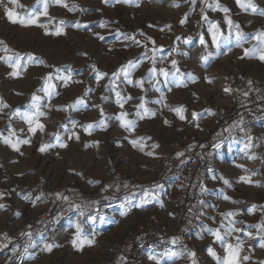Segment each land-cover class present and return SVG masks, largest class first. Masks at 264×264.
I'll return each instance as SVG.
<instances>
[{"label":"rangeland","instance_id":"1","mask_svg":"<svg viewBox=\"0 0 264 264\" xmlns=\"http://www.w3.org/2000/svg\"><path fill=\"white\" fill-rule=\"evenodd\" d=\"M45 3L47 15L29 26L12 23L6 14L9 9L27 18L42 13ZM251 3L255 13L236 0H17L16 5L0 0V245L7 244L0 249V264H120L117 240L156 225L182 230L175 180L158 184L162 153L175 159L213 137L217 120L234 111L240 95L264 87L259 52L245 56V49L261 47L254 37L264 32V0ZM225 17L239 29H229ZM208 21L220 27L218 44ZM57 29L63 31L54 34ZM237 31L246 37L239 46ZM16 54L23 59L13 76L9 64ZM161 68L170 73L167 78ZM97 72L105 76L98 80ZM68 75L71 79H63ZM48 77L51 95L42 90ZM78 99L83 104L72 107ZM121 113L133 128L123 126ZM29 114L35 132L29 131ZM89 124L93 127L85 131ZM23 140L29 143H17ZM219 144L217 165L199 191L204 216L169 250L179 256L151 255L149 264H192L185 249L195 253L196 264H216L208 248L221 257L224 252L208 229L223 233L229 221L243 229L233 233L243 245L241 257H249L242 264H264L259 239L264 232L255 227H264V148L258 151L241 139ZM46 145L52 146L41 152ZM122 181L135 187L119 195ZM100 189L114 192L102 200V210L62 211L58 200L93 198ZM53 205L58 209L50 218ZM77 224L82 238L94 239L91 246L73 244ZM45 244L54 246L48 251Z\"/></svg>","mask_w":264,"mask_h":264},{"label":"built area","instance_id":"2","mask_svg":"<svg viewBox=\"0 0 264 264\" xmlns=\"http://www.w3.org/2000/svg\"><path fill=\"white\" fill-rule=\"evenodd\" d=\"M245 93L248 95L242 94L237 98L233 112L224 113L217 120V127L223 130L224 138L216 139L215 134L217 136L219 131L217 130L213 133V137L192 145L186 153L175 159L172 158L173 155L170 152L162 153L164 164L158 184L164 185L167 181L175 180L179 194L178 211L181 215L179 226L182 230L168 232L159 229L156 225L117 240L115 249L120 257V264H149L151 255L168 252L175 246L171 243L173 239L180 241L187 239L190 230L204 216L199 191L206 177L217 165L219 150L215 147L216 144L227 139H241L253 143L258 151L264 148V87H249ZM120 184L121 194L119 195L129 193L135 187V184L129 186L124 181ZM99 193L93 198L58 201L62 204V211L72 210L81 215V211L86 214L92 210L96 211L94 209L102 210L104 207L102 200L114 194L113 191L111 194L103 189H100ZM75 205H80V208L77 209ZM55 227L56 225L53 224L52 229Z\"/></svg>","mask_w":264,"mask_h":264},{"label":"snow or ice","instance_id":"3","mask_svg":"<svg viewBox=\"0 0 264 264\" xmlns=\"http://www.w3.org/2000/svg\"><path fill=\"white\" fill-rule=\"evenodd\" d=\"M41 2V0H37V3L39 4ZM61 0H56V3H60ZM105 3H107V0H104ZM124 2H128V0H124ZM193 3H195V0H192ZM237 4L247 10V9H251L253 13H255L257 11L256 9V6L254 4L251 3V0H248L247 3L244 2V0H236ZM8 3L9 4H12V5H16L17 4V0H8ZM66 7V5H64ZM216 7L218 8L219 5H216ZM223 11L225 13L228 12V9H223ZM6 14L8 16V19L12 22V23H20L21 25L23 26H29V25H32V24H35L36 21L39 19V16L40 15H47V4L45 3L44 4V11L42 13H32L30 15L27 16V18L25 17H17L16 13L13 11V10H9V9H6ZM261 15H264V12H260ZM203 19L207 20V17H203ZM226 19V22L229 26V29H232V28H236V29H239V25L238 24H233V22L228 19L227 17H225ZM185 21L182 20L181 21V24H183ZM61 24H64V21H61L60 22ZM208 32L211 34L212 36V42L213 43H216L218 44V37L221 35V31H220V27L217 23H214L212 21H208ZM39 27H44V25L40 24V25H37ZM101 27H103V25H101ZM63 30L62 29H57V31L54 33V34H57L59 35ZM46 34H49L46 32ZM255 39H257L261 45V47L259 49L257 48H252V49H245V56H248L249 54L255 56L257 52H259V56L257 57L258 59H260L261 61H264V32H260L258 33L255 37ZM100 39H103V37H100ZM134 39V37L132 38ZM191 39V38H189ZM246 39V37L244 36V33L241 32V31H237L236 33V43H237V46H239L241 44V42ZM137 43H139V41H136ZM154 43V42H153ZM200 43L201 44H205V40H204V37L201 36L200 37ZM9 60H11L12 58L9 57L8 58ZM23 59V57H21L19 54H16V59H15V63H10L9 66L13 68V72L11 73V75L13 76H16L18 73L15 71L16 69L20 68L21 65H20V60ZM33 59L30 55H29V60ZM155 57H153V63L155 64ZM129 66H133L131 64V62H129ZM172 67L174 69H176V61L175 60H172ZM95 70V69H94ZM122 71L124 69H121ZM178 71V69H176ZM59 71V70H57ZM152 73H156L157 72V69L155 67H153L151 70H150ZM159 73L161 75H163L165 78H167L170 73L161 68L159 69ZM115 75V74H114ZM105 76L104 73H100V72H97V79H102L103 77ZM191 78V77H190ZM51 79V77H48L46 78L45 80V85L46 87L44 89H42L43 91H45L46 93H48L49 95H51V87L52 85H50L48 83V81ZM63 79L65 80H68V79H71V76L68 75V76H65ZM249 84H251V81H249ZM225 91H230V89H225ZM119 93H117V96L119 97ZM245 96H247L248 94L247 93H244ZM38 98L36 96H33V100H37ZM83 100L82 99H78L74 105H72V107H75L76 104H83ZM118 103H119V100H118ZM6 107V105H4ZM121 107H123V103L120 104ZM31 107L33 108H36V105L33 104L31 105ZM142 107V105H141ZM176 111L178 113L182 112L183 109L182 108H178L176 109ZM39 115H42V113H39L37 111L36 113V116H39ZM101 115L103 116V112L101 111ZM137 115H140L139 113H137ZM126 116L125 113H121V116L120 118L123 120V126L125 127H129V128H133L135 125H134V122L133 121H128L126 119H124V117ZM26 120L28 121L30 127H29V131L31 132H35L36 131V128H33L31 127L32 123L34 122V117L32 115H26ZM181 119H184L183 116L180 117ZM104 121L101 120L99 122L100 125H103ZM167 123V122H166ZM242 123V121H241ZM36 127H38L41 131H43V125L42 124H39L37 123L36 124ZM93 127V125L89 124L87 125V127L85 128V131H88V129H91ZM243 130V129H242ZM59 139V138H57ZM78 139V137H77ZM5 143H10V140H5L4 141ZM17 143H23V144H27L29 143L28 140H23V141H18ZM133 144H135L136 142L133 141L132 142ZM15 150H19V148L17 147V144H12L11 145ZM52 145H46V146H42L40 148V151L43 152L45 151L46 147H51ZM61 147H66V145L64 144H61L60 145ZM158 147V145H157ZM216 148H220L221 145L220 144H216L215 145ZM245 147H248V145H245ZM183 153H178V156H182ZM241 180L244 181V182H249L247 181V179L245 177H241ZM225 184L228 183L227 180L224 181ZM225 200L229 199V197L225 196L224 197ZM4 205L0 204V208H3ZM75 207L77 209L80 208V205H75ZM81 215H83V211H81ZM228 216H234L236 215V213H228L227 214ZM95 219V218H93ZM100 222L103 223L104 222V217L101 215L100 216ZM228 225L227 227L223 226L224 227V231L223 233L221 232L220 229H208L209 233L211 234V236H213L215 238V242H219L220 246L223 248V252H224V255L221 257V256H218L217 253L211 248L209 247L208 248V253L210 256H212L215 260H216V264H242V260L243 261H247L249 259L248 256H243L241 257V252L243 251V245L239 242V236H233V233H238V232H242L243 229H240V228H236L234 226V222L233 221H229L228 222ZM255 227L259 230H261V232H264V227H262L261 225H255ZM30 235V234H29ZM247 235L251 238L252 237V233L249 232L247 233ZM235 239L237 241V243L234 245L233 243L230 242L231 239ZM260 239V246L262 248H264V235H261L259 237ZM94 243V239H88V238H82L81 237V229H80V226L79 224L76 225V237L75 239L73 240V244L75 246H77L78 248L82 247L84 244H88L89 246H91L92 244ZM171 243L173 245L177 244L178 241L176 239H173L171 241ZM54 245H51V244H45V249L48 250V251H51L52 250V247ZM7 247V244H4V245H0V249L2 248H6ZM185 252H187V256L191 259V262L192 264H196V260H195V253L194 252H191V251H188L187 249L184 250ZM12 252L13 254H15L16 252V249L13 248L12 249ZM167 257L170 258V259H175L177 256L180 255V253H177V252H174V251H169L166 253ZM157 264H159V262L157 261Z\"/></svg>","mask_w":264,"mask_h":264},{"label":"trees","instance_id":"4","mask_svg":"<svg viewBox=\"0 0 264 264\" xmlns=\"http://www.w3.org/2000/svg\"><path fill=\"white\" fill-rule=\"evenodd\" d=\"M218 138H224V132H223V130H219L218 131V133H217V136H216V139H218ZM58 207V205H53L52 206V208H51V210H50V218L52 217V215H53V213L58 209L57 208ZM48 223V221L46 220V221H43L42 223H41V226L38 228V229H36L35 231H34V233L35 234H37V233H39V232H41L44 228H45V226H46V224ZM2 238L0 237V240H1Z\"/></svg>","mask_w":264,"mask_h":264},{"label":"crops","instance_id":"5","mask_svg":"<svg viewBox=\"0 0 264 264\" xmlns=\"http://www.w3.org/2000/svg\"><path fill=\"white\" fill-rule=\"evenodd\" d=\"M149 259H150V257H149Z\"/></svg>","mask_w":264,"mask_h":264}]
</instances>
